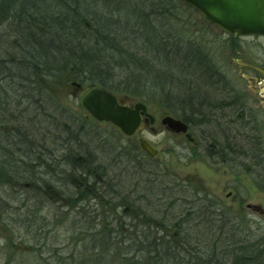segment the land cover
I'll return each mask as SVG.
<instances>
[{"label": "trees", "instance_id": "16d2710c", "mask_svg": "<svg viewBox=\"0 0 264 264\" xmlns=\"http://www.w3.org/2000/svg\"><path fill=\"white\" fill-rule=\"evenodd\" d=\"M13 1L15 8L4 20L15 26V37L0 51V121L11 127V134L27 142V149L37 129H46L41 138L44 143L49 137L48 125L59 129L52 142L59 144L60 157L44 156L55 165L53 186L62 190V196L69 193L64 197L66 206L80 209L76 212L80 224L78 221L67 230L77 234L80 242L85 241L80 252L72 250L64 258L53 247V264H64L59 262L63 259L67 264H109L113 259L118 264H227L220 258L226 253L232 257L231 264H264L263 244L254 249L250 242L246 252L249 241L233 234L225 248L222 236L228 224L221 210H212L210 201L197 204L184 198L181 218L158 216L173 209L174 200L157 202L166 192L164 187H153L154 182L135 170L137 167L132 175L128 167H111L114 157L106 152L114 147L94 134L86 116L63 107L47 89L48 79L67 76L86 89L104 88L121 101L122 96L135 101L154 98L188 125L194 109L202 121L206 104L201 102L219 99L221 77L203 48L183 38L173 23L181 21L179 8L184 6L211 24L180 0H104L102 4L88 0H53L54 4L47 0ZM7 2H0V10ZM213 90L216 96H211ZM41 143L30 148L37 152L39 161L43 157L39 153L50 152ZM102 157H111V162L100 163ZM58 162L68 166L66 171L58 169L57 173ZM97 199L102 210L109 209L110 216H103V211L97 225L88 227L83 209ZM155 201L158 204L150 207ZM22 216L27 218L23 221L33 250L43 244L44 226L34 220V212ZM219 220L220 225L215 223ZM189 229L211 230L210 236H217L201 249L196 246L199 237L191 240ZM164 231L168 233L162 236ZM90 250L94 252L89 254Z\"/></svg>", "mask_w": 264, "mask_h": 264}, {"label": "rangeland", "instance_id": "374dc122", "mask_svg": "<svg viewBox=\"0 0 264 264\" xmlns=\"http://www.w3.org/2000/svg\"><path fill=\"white\" fill-rule=\"evenodd\" d=\"M1 1H8L4 3V8L0 10V51L3 52L5 43L15 37V26H9L8 19L4 20V18H8L9 13L15 7L12 5L13 0ZM47 1L49 2L48 4L56 3L53 0ZM88 1L102 4L104 0ZM179 14L181 21L173 23V28L176 32L180 33L183 38L186 37L198 43L212 62L222 67V71L226 74L229 83L236 89L243 91L248 100H253L251 106L258 116L254 127L255 129L257 128L256 131L260 134L261 143L264 147V108L258 102L262 98L256 94L250 79L247 78V76L252 77L253 74L243 71L234 62V60H246L248 54L243 53L241 56H233L225 52L222 49L223 40L219 38L222 36L220 29L214 25L204 23L198 15L187 7H180ZM255 55L261 59L260 56ZM48 80L47 89L50 90L52 96L58 99L63 107L70 108L75 113L79 112V115L83 117L86 116L89 119L88 125L93 129L94 134L103 137L111 144V147H114L107 152L105 150L106 153L114 157L112 161L114 164H111V167H128V171L131 170V175L134 167H137L135 170L144 175L148 181L152 180L154 182L152 184L153 187H164L166 192H162L160 199L157 198V202L159 200H174L173 209L163 215L158 213V216L166 217L167 219L181 218L184 198L188 201L196 200L195 203L197 204L202 202L206 204L207 201H210L214 205L212 210H221L224 220L228 224L227 228L223 229L224 235L222 236L225 248L228 247L229 238L231 239L233 234L236 238L244 237L249 241L246 252L249 251L250 242L253 243L254 249H259L262 244L264 245V215L246 208V204H251L257 205L264 210V177H261L258 182H254L255 175L251 173L244 172L243 174V172H239L237 176H233L230 169L227 173L224 167L212 166L207 161L204 152L194 156L190 144L185 141L183 136L175 135L165 127H162L160 124L162 113H171L165 106L156 103L154 98H146L142 102L156 118L155 123L152 125L143 124L141 129L134 135L127 137L122 135L111 124L95 121L83 110L80 100L86 90V86H82L67 76L62 80ZM76 85H80V88H77ZM122 102L131 105L135 100L122 96ZM79 107L81 108L80 111ZM190 120L192 121L191 126L195 125L191 131H196L199 134L213 132L211 127L206 125L205 122L203 123L199 118L190 116ZM53 127L54 125H48L47 127L49 137L46 143L41 141V138L45 137L42 134V132H45V128L37 129V135L34 136L33 134L31 136L30 148L34 147L35 144L37 148L39 147L38 143L42 142L50 151L48 153L43 151L44 154L39 153V155H43L40 161L51 164L45 165L44 163L38 164L37 162L40 161L35 158L37 152L34 150L32 152L33 148L27 149V142L22 140L20 136L11 134V127L3 126L0 121V264H46L47 262L53 264L56 261L52 255L53 247L59 250L63 258L72 250L77 253L83 249L85 241L80 242L77 234L72 235L71 231L67 230V227H72L78 221L80 224V214L76 213L80 209L70 210L66 206V198L64 197H69V193H67V196H62V190L57 186H53L52 171L55 165L53 166L50 159L44 156L55 154L54 157L59 158L61 154L59 144L52 142L53 135L59 130L53 129ZM247 131L254 132L253 129H248ZM140 139L146 140L157 151L153 157L145 154L140 148ZM93 146L94 144L90 145L92 150ZM102 158H99V161L104 164H108L111 162L110 159H112L111 157L108 160L104 157ZM261 160L263 159L261 158ZM27 164L29 166H26ZM27 167L31 169L30 172ZM67 167L65 163L58 162L56 171L58 169L66 171ZM57 173L59 174L58 171ZM232 177H238V181H233ZM32 187L40 192L32 190ZM228 193H230L229 196ZM135 194L137 195V193ZM157 202H153L154 204L150 207L153 208ZM101 206L100 199L90 200L89 204L84 206L83 213L88 215V227L97 225L100 220V214L102 215L103 211H105L103 216H110L109 209L105 208L102 210ZM163 207L165 209V204ZM25 212H34L36 214L34 220L39 224L43 223V233H45L44 235L42 234L43 239L41 241L43 244L45 243V246L43 244L37 245L33 247V250H30L32 245L30 242L31 237L25 227L27 224L23 221L27 218L22 216ZM154 215L156 216V214ZM215 223L220 225L221 222L219 220L215 221ZM84 224L81 222V225ZM95 229L98 230L97 227ZM187 232L191 235V240L199 237L198 241L200 244L196 246L201 249H204L205 245L212 240L214 241L212 237L217 236V234L210 236L212 234L211 230L205 231L204 229H189ZM203 232L204 237L202 236ZM166 233L168 232L164 231L162 236ZM93 252L90 250L89 254ZM252 253L255 254L254 250ZM220 258L224 262L226 260L227 264H231L232 257H230L229 253ZM67 261L64 259L59 260V262L64 264H67ZM221 262L223 261L221 260ZM109 264H118V260L113 259L109 261Z\"/></svg>", "mask_w": 264, "mask_h": 264}, {"label": "flooded vegetation", "instance_id": "af4514ba", "mask_svg": "<svg viewBox=\"0 0 264 264\" xmlns=\"http://www.w3.org/2000/svg\"><path fill=\"white\" fill-rule=\"evenodd\" d=\"M220 32L222 36L219 38L223 40L222 49L225 52L233 56H241L243 53L248 54L246 60H234V62L243 71L253 74L252 77L247 76V78L250 79L256 94L262 98L258 102L264 108V78L257 70L258 68L264 69V36H233L221 29ZM255 54L260 56L261 59ZM213 64L216 72L221 77L222 84L219 86L221 93L217 92L219 99L201 102L206 104L204 111L206 115L202 122L211 127L213 132L206 133L207 135L199 134L196 131H191L195 125L193 127L189 125L187 129L190 134L189 138L186 137V133L173 132V134L183 136L185 141L190 144L194 156L204 152L207 161L212 166L224 167L227 173L230 169L233 176H237L239 172H243V174L244 172L251 173L255 175L254 182H258L261 177H264V147L261 143L260 134L256 131L257 128L254 127L258 116L251 106L253 100H248L243 91L236 89L229 83L222 67ZM214 95L216 96L213 90L211 96ZM220 97L223 98L220 99ZM146 112L152 116L153 121L151 122L149 117L142 115L138 130L141 129L143 124L152 125L155 123L156 118L150 113L148 107ZM162 114L163 116L169 115L166 112ZM195 114L196 110L193 111L192 116L196 117ZM162 127L166 128L164 125ZM248 129H253L254 132H248ZM261 158L263 159L262 164ZM232 180L238 181V177H232ZM229 195L230 193H228ZM254 207L257 209H254ZM246 208L264 215V210L257 205L246 204ZM222 216L224 217L223 214Z\"/></svg>", "mask_w": 264, "mask_h": 264}, {"label": "water", "instance_id": "95a60500", "mask_svg": "<svg viewBox=\"0 0 264 264\" xmlns=\"http://www.w3.org/2000/svg\"><path fill=\"white\" fill-rule=\"evenodd\" d=\"M194 8L208 22L233 36H264V0H180ZM264 78V69H257ZM80 88V85H76ZM83 110L97 122L109 123L124 136H132L141 122V115L153 121L146 112V106L135 102L132 106L121 103L112 92L91 87L80 100ZM160 123L174 133H186L188 125L171 115L164 116ZM140 148L150 157L156 150L144 139L139 140ZM254 209H257L254 207Z\"/></svg>", "mask_w": 264, "mask_h": 264}]
</instances>
